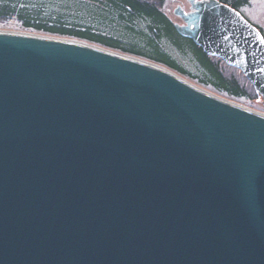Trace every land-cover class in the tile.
I'll list each match as a JSON object with an SVG mask.
<instances>
[{"label":"water","instance_id":"1","mask_svg":"<svg viewBox=\"0 0 264 264\" xmlns=\"http://www.w3.org/2000/svg\"><path fill=\"white\" fill-rule=\"evenodd\" d=\"M188 2L264 105L261 33ZM146 62L0 30V264H264V115Z\"/></svg>","mask_w":264,"mask_h":264},{"label":"trees","instance_id":"2","mask_svg":"<svg viewBox=\"0 0 264 264\" xmlns=\"http://www.w3.org/2000/svg\"><path fill=\"white\" fill-rule=\"evenodd\" d=\"M220 1L235 9L249 2V0ZM71 11H74L75 15L84 13L94 19L115 22L127 31L139 34L143 38L144 45L124 46L91 26L80 27L70 19ZM13 19L23 30L84 40L148 59L164 65L179 75L195 79L198 83L232 99L245 100L256 96L246 78H243L244 83H242L240 77L235 74L237 69L208 56L192 40L179 36L171 21L154 0H0V24ZM143 20L148 21L146 29H136V23ZM163 39L168 40L179 52L191 53L201 68V74L193 75L181 67L161 47L160 42ZM223 68L231 72L227 73Z\"/></svg>","mask_w":264,"mask_h":264},{"label":"rangeland","instance_id":"3","mask_svg":"<svg viewBox=\"0 0 264 264\" xmlns=\"http://www.w3.org/2000/svg\"><path fill=\"white\" fill-rule=\"evenodd\" d=\"M157 5L159 4V9L166 14V16L172 20L173 22H180V19L173 14V10L178 6H182L185 11H188L189 4L187 0H154ZM247 20H249L252 24L257 26L261 29L264 34V0H249L248 4L240 6L238 9ZM67 16V14H66ZM70 19L75 21V23L79 24L80 27L83 26H91L94 30L109 36L110 38L120 42L124 46L136 45L138 47H142L144 45V41H142V37L134 33L130 30H126L123 26L118 25L115 22H109L106 20L101 19H94L91 16L81 13L76 14L74 11L70 13ZM1 22V21H0ZM148 21H138L136 23L135 28L138 30H145ZM20 24L16 20H10L4 24H0V30L3 31H23L20 29ZM29 31V30H28ZM161 47L167 51L171 57H173L177 63L183 67L185 70L189 71L193 75L199 76L201 74V68L199 67L198 63L193 58L192 54L189 52L181 53L166 39L161 40L160 42ZM119 52L118 50H115ZM142 58V57H139ZM144 59V58H143ZM146 60V59H145ZM225 72H231L229 69L223 68ZM235 74L240 77L242 83L243 82V75L240 73L239 70L235 71ZM183 79L195 84V86L213 92L223 98L230 99L234 102L239 103L240 105L256 111L258 113L264 114V106L261 103V98L258 96H252L251 99L245 100H237L227 97L225 94L215 92L212 88L206 87L200 83H198L195 79H190L185 76L179 75Z\"/></svg>","mask_w":264,"mask_h":264},{"label":"bare ground","instance_id":"4","mask_svg":"<svg viewBox=\"0 0 264 264\" xmlns=\"http://www.w3.org/2000/svg\"><path fill=\"white\" fill-rule=\"evenodd\" d=\"M18 32H22V33H32V34L35 33V32H32V31H25V30H23V31H18ZM83 42H84V41H83ZM85 43H88V42H85ZM88 44H91V45H93L94 47H99V48H102V49H105V50H108V51H112V52L117 53V54H120V55L128 56V55H125V54H121V53L115 52L114 50H110V49L104 48V47H102V46H99V45L93 44V43H88ZM136 59H137V58H136ZM138 59H141V58H138ZM141 60H142V59H141ZM143 61H147V60H143ZM146 63H149V64H151L152 66L157 67V68L160 67V65L155 64V63L150 62V61H147ZM157 65H158V66H157ZM184 81H187V80L184 79ZM187 83H189L190 85H192V87L195 86V84H193V83H191V82H189V81H187ZM195 88H198L201 92H203V93H205V94H208V95H210V96H214V97L218 98V99L221 100L222 102H225V103H228V104H231V105H234V106H239V105H240V104L237 103V102H234V101H232V100H230V99H227V98H223V97H221V96H219V95H217V94H215V93H213V92H210V91H208V90H205V89H203V88H200V87H197V86H195ZM243 107H244V106H243Z\"/></svg>","mask_w":264,"mask_h":264}]
</instances>
